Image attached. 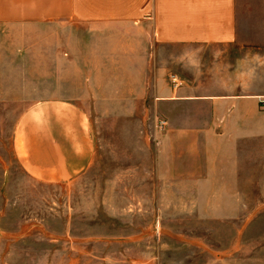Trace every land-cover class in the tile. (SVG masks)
Returning a JSON list of instances; mask_svg holds the SVG:
<instances>
[{"label":"rangeland","instance_id":"374dc122","mask_svg":"<svg viewBox=\"0 0 264 264\" xmlns=\"http://www.w3.org/2000/svg\"><path fill=\"white\" fill-rule=\"evenodd\" d=\"M72 30L0 28V264H264V157L248 165L236 193L163 186L155 158L162 119L153 102L109 101L107 86L92 85L89 75L60 74L59 37ZM240 50L165 45L167 62L178 55L168 79L202 83L221 53ZM96 91L102 100L91 97ZM43 98L82 104L96 134L93 162L67 183L32 179L12 153L18 118Z\"/></svg>","mask_w":264,"mask_h":264},{"label":"crops","instance_id":"0c3cea01","mask_svg":"<svg viewBox=\"0 0 264 264\" xmlns=\"http://www.w3.org/2000/svg\"><path fill=\"white\" fill-rule=\"evenodd\" d=\"M38 23L73 29L59 37L60 74L89 75L92 85L107 86L109 101L153 102L166 121L155 136L163 186L236 193L252 170L248 165L264 157V35L252 31L264 28V0H0V28ZM174 44L241 50L221 53L202 83L181 78L183 85L174 88L168 74L178 55L167 62L163 51ZM91 97L103 96L96 91ZM96 151L90 117L73 99L35 101L13 131L17 163L41 183L72 181ZM211 196H220L219 190Z\"/></svg>","mask_w":264,"mask_h":264},{"label":"built area","instance_id":"2783aa9c","mask_svg":"<svg viewBox=\"0 0 264 264\" xmlns=\"http://www.w3.org/2000/svg\"><path fill=\"white\" fill-rule=\"evenodd\" d=\"M171 83H172L174 88H178V87L183 85L184 81L181 78H179L177 75L176 76L174 75L171 77ZM261 101H262V105L264 107V97L261 98ZM158 126L160 129H164L166 126V121L161 120L159 122Z\"/></svg>","mask_w":264,"mask_h":264}]
</instances>
